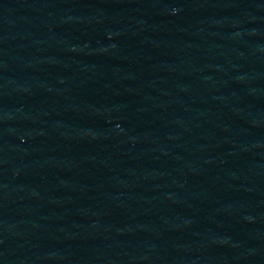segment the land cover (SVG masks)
I'll list each match as a JSON object with an SVG mask.
<instances>
[{
    "label": "water",
    "instance_id": "obj_1",
    "mask_svg": "<svg viewBox=\"0 0 264 264\" xmlns=\"http://www.w3.org/2000/svg\"><path fill=\"white\" fill-rule=\"evenodd\" d=\"M0 264H264V0H15Z\"/></svg>",
    "mask_w": 264,
    "mask_h": 264
}]
</instances>
